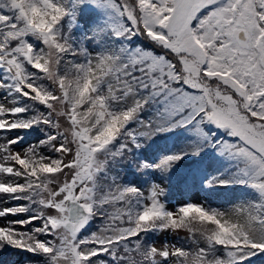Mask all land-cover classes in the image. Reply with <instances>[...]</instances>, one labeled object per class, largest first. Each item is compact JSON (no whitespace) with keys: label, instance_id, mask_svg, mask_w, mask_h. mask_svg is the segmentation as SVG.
Instances as JSON below:
<instances>
[{"label":"snow or ice","instance_id":"6c2138e0","mask_svg":"<svg viewBox=\"0 0 264 264\" xmlns=\"http://www.w3.org/2000/svg\"><path fill=\"white\" fill-rule=\"evenodd\" d=\"M9 251L264 264V0H0Z\"/></svg>","mask_w":264,"mask_h":264},{"label":"trees","instance_id":"16d2710c","mask_svg":"<svg viewBox=\"0 0 264 264\" xmlns=\"http://www.w3.org/2000/svg\"><path fill=\"white\" fill-rule=\"evenodd\" d=\"M93 15L99 16V13L94 12ZM24 135L26 139H29V140L35 139V136L33 134L24 133ZM161 144H163V141H161ZM196 192H199V191L191 190V191L181 192L178 189H173L171 193L172 201L186 200L187 198L191 197ZM240 196H241V193L239 192L232 194V193H229L227 190H221L217 194L212 195L210 199L214 207H219V206L227 207L229 203L236 202L235 197H240ZM6 254H7L6 256L7 259L14 258L18 255V253H14L12 251L6 252ZM21 255L23 256V254Z\"/></svg>","mask_w":264,"mask_h":264},{"label":"rangeland","instance_id":"374dc122","mask_svg":"<svg viewBox=\"0 0 264 264\" xmlns=\"http://www.w3.org/2000/svg\"><path fill=\"white\" fill-rule=\"evenodd\" d=\"M204 193L203 192H196L195 194H193L191 196V198L193 200H200L204 197ZM184 200H177V201H172L173 204H176L178 202H182ZM5 255V256H4ZM7 254L4 253L2 255H0V262H2V264H20V261L23 259V256L21 254L18 253V255L14 258H8L7 259Z\"/></svg>","mask_w":264,"mask_h":264}]
</instances>
